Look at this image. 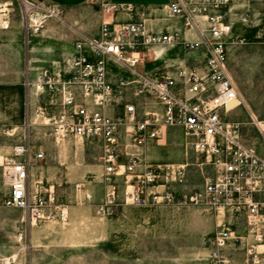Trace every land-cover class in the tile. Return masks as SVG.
<instances>
[{"label": "built area", "instance_id": "obj_1", "mask_svg": "<svg viewBox=\"0 0 264 264\" xmlns=\"http://www.w3.org/2000/svg\"><path fill=\"white\" fill-rule=\"evenodd\" d=\"M22 2L27 35L41 33L48 19H63L64 9L58 4ZM231 2L174 0L165 6L185 32L202 33L198 41H189L178 31L149 32L144 21H104L97 37L80 35L67 59L36 71L32 84L48 99L52 135L97 142L107 179L125 177L123 199L133 206L188 202L186 196L178 201L168 183H162L171 167L149 163L145 152L167 129H181L190 148L212 168L202 189L189 197L190 203L226 217L222 230L207 242L210 260L264 264V118L250 113L248 121L262 141L260 152L246 141L244 123L232 116L241 99L228 64L231 27L226 9ZM103 9L113 14L122 7L103 0ZM163 45L203 51V62L189 71L179 69L175 76L138 68L143 50ZM44 159V151L21 142L1 166L8 189L1 203L23 211V223L68 220L67 207L54 191H43L37 183V191L32 192L31 170ZM238 227L242 231L237 234L233 229ZM232 247L241 249V263L228 253Z\"/></svg>", "mask_w": 264, "mask_h": 264}, {"label": "rangeland", "instance_id": "obj_2", "mask_svg": "<svg viewBox=\"0 0 264 264\" xmlns=\"http://www.w3.org/2000/svg\"><path fill=\"white\" fill-rule=\"evenodd\" d=\"M8 1H0V264H213L207 242L222 230L226 217L190 203L212 168L190 148L181 129H167L145 152L149 163L171 167L162 183H168L178 201L186 196L188 202L147 208L124 201V176L107 179L97 142L57 139L51 133V107L32 84L33 75L39 67L67 59L77 31L95 34L103 0H91L68 20L65 15L48 19L33 38L23 22V0L3 3ZM226 22L231 27L229 73L241 99L232 116L244 123L246 141L263 152L248 121L250 113L264 118V0H232ZM188 53L182 50L178 56ZM141 56L147 69L157 66L147 51ZM21 142L45 152V159L31 170L33 194L37 183L43 191H54L67 207V221L31 225L23 223V211L3 207L8 189L1 166ZM128 150L134 152L130 142ZM233 231L238 234L242 228ZM240 250L232 247L228 252L238 263Z\"/></svg>", "mask_w": 264, "mask_h": 264}, {"label": "crops", "instance_id": "obj_3", "mask_svg": "<svg viewBox=\"0 0 264 264\" xmlns=\"http://www.w3.org/2000/svg\"><path fill=\"white\" fill-rule=\"evenodd\" d=\"M4 1V0H0ZM47 3L58 4L63 7L64 15L67 20L70 19L72 13L76 11L80 7H84L91 0H44ZM110 5H115L122 7L117 13L108 14L105 12L100 17V26L104 21H110L114 23L126 22L130 19L135 21H144L146 30L153 33H162V32H170V31H178L180 34L185 37L189 41H198L202 37V33H192L185 32L183 24L177 18L170 17L168 15V11L165 8L167 4L174 0H104ZM186 1V0H181ZM12 4V0L8 2H3ZM203 30H206L207 26L205 23L202 24ZM99 29L92 35H86L89 37H97L99 35ZM78 36L85 35L81 31L76 32ZM38 35H28V38H33ZM75 42V41H74ZM74 45V43H73ZM72 45V49L70 54L74 50V46ZM160 46L151 47L147 52L150 56V60L157 64L153 69H147L146 61L142 59L141 64L139 65V69L141 70H149L156 71L158 73L164 75L175 76L179 69H184L186 71L191 70L192 68H197L202 64L204 59L203 51L190 52L185 57L178 56L179 53H182V48L179 46H171V45H163L167 49L165 55L158 59L157 55L154 54L155 48H159ZM43 67H39L36 71L40 70ZM110 68L116 72L122 74V71L110 65ZM173 69V70H172ZM36 73L33 75V79L35 78ZM32 77H28L30 81Z\"/></svg>", "mask_w": 264, "mask_h": 264}, {"label": "bare ground", "instance_id": "obj_4", "mask_svg": "<svg viewBox=\"0 0 264 264\" xmlns=\"http://www.w3.org/2000/svg\"><path fill=\"white\" fill-rule=\"evenodd\" d=\"M5 28H8V27H5ZM166 51H167V49H166L165 47L160 46L159 48H155V50H154V54H156L157 57L159 58V57L164 56L165 53H166ZM149 56H150V55H149Z\"/></svg>", "mask_w": 264, "mask_h": 264}]
</instances>
